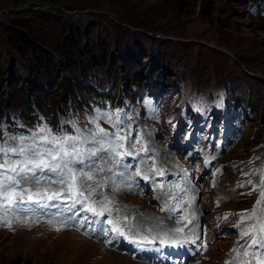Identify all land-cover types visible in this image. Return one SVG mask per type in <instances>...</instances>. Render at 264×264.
I'll return each mask as SVG.
<instances>
[{
  "label": "rangeland",
  "instance_id": "rangeland-1",
  "mask_svg": "<svg viewBox=\"0 0 264 264\" xmlns=\"http://www.w3.org/2000/svg\"><path fill=\"white\" fill-rule=\"evenodd\" d=\"M25 10L36 13L52 11L57 13L58 10L62 11L65 17L70 15V20L76 25L87 26V20L96 17L106 26L116 24L135 32L139 31L149 37L147 45L150 47L157 45L158 51L162 52L165 59L168 57L167 53H172L171 59L169 57L168 61L164 59L166 67L172 68L171 76L178 78L186 73L187 82H194L200 76L206 91L215 94L212 98L214 100L219 98L218 90H221L225 83L227 85L226 80L235 82L237 87L243 85L237 96L243 115L236 126V131L227 133L226 138H221L218 131L212 142L221 153L217 163L221 165L224 177L221 178V173H218L216 180L220 182L217 186L218 200L223 205L220 203L221 207L214 205L213 198L208 194L204 198V209L208 216L222 220L228 215L226 222L235 236H229L233 240L216 243L207 258L199 264H219L224 259L225 249L228 252L232 243L239 242L242 247L243 243H240L236 236L246 225L240 223L239 210L245 209L251 203L250 199L255 194L254 179L257 163L260 161L258 158L264 154V86L259 81L264 79V0H0V25H12L15 19L24 17L22 11ZM77 12L85 16L80 19L75 15ZM126 20L137 22L146 28V32L132 27L125 22ZM114 39L113 44H115ZM169 46H171L170 50ZM147 59L145 57L144 61ZM5 69L1 66L0 98L9 100L8 90L12 89L9 78L11 66ZM56 71L57 69L53 70L54 73ZM57 78H59L56 79L58 82L52 83L51 87L59 99L63 74L61 73ZM178 85L181 86L179 80L176 85L174 83L171 86L169 93V98L172 97L174 101L171 106L175 108L184 101V95H179V87L176 88ZM248 89V94L251 92L255 97L259 96L261 101L259 106L252 110L241 98ZM187 96L189 100L191 94L187 93ZM164 110L163 119L171 114L166 121L170 124L172 120L174 121L175 115L170 108ZM94 116L96 114L85 117L83 126L90 130L94 129L95 125L89 122ZM133 123L142 128L146 138L151 141L149 145L152 148H154V138L158 133H163L166 127L164 123L158 122L163 128L160 129L155 119L141 121L134 118ZM0 126L5 129L7 124L1 121ZM129 130L130 128L125 127V134ZM36 132L37 130L34 129L33 133ZM6 133L8 136H23L28 141L33 139V133L25 135L22 132L9 130H6ZM7 143L14 144V141L7 140ZM221 145L224 147L222 148ZM80 160L81 158L78 157L77 162H73L70 166L80 170L77 166ZM49 179L51 177L45 178L47 181ZM84 183L81 190L87 189L90 185L88 181ZM45 188L50 187L46 185ZM85 193L88 192L85 190ZM97 194L98 190L95 189L93 196L96 197ZM70 207L73 208L74 205L70 204ZM0 215L3 216L2 212ZM58 216L62 219V215ZM231 216L234 219H231ZM10 218L15 220L13 212ZM13 224L14 227L0 224V264H129L131 261L127 256L122 257L115 252L117 251L115 249L107 250L98 244H92L91 248L88 245L91 243L74 230H64L69 232L59 234L61 232L47 228L46 223L20 228L16 222ZM238 224L239 227H236Z\"/></svg>",
  "mask_w": 264,
  "mask_h": 264
},
{
  "label": "trees",
  "instance_id": "trees-1",
  "mask_svg": "<svg viewBox=\"0 0 264 264\" xmlns=\"http://www.w3.org/2000/svg\"><path fill=\"white\" fill-rule=\"evenodd\" d=\"M56 11L58 14L25 10L24 17L15 19L12 25H0V69L11 66L12 82L10 99L0 98V120L6 116L9 123L15 122L9 113L16 112L14 116L21 124L13 129L15 132H26V126H42L60 134L65 129L62 117L83 120L105 110L113 116L116 110L129 106L148 107L169 96L171 86L178 80L183 85L188 83V93L198 102L201 95L213 96L204 88L200 76L194 82H187L186 73L178 78L171 76L172 68L168 69L165 62L172 53H167L165 59L157 45L148 46L149 37L139 31L116 24L106 26L96 17L88 18L87 26H80L70 20V15L66 19L62 11ZM75 15L85 16L81 12ZM125 22L146 30L137 22ZM145 57L148 59L144 61ZM61 73L64 78L58 99L51 85L58 82ZM259 81L264 86V79ZM226 82L221 92L225 110L231 114L241 110L237 96L243 85L237 87L230 79ZM248 91L241 98L252 110L261 101ZM235 120L234 117L231 123ZM66 129L71 131L70 125ZM3 132L0 127V141L4 140Z\"/></svg>",
  "mask_w": 264,
  "mask_h": 264
},
{
  "label": "snow or ice",
  "instance_id": "snow-or-ice-1",
  "mask_svg": "<svg viewBox=\"0 0 264 264\" xmlns=\"http://www.w3.org/2000/svg\"><path fill=\"white\" fill-rule=\"evenodd\" d=\"M98 121L116 126L117 130L111 134L107 133L99 126ZM89 122L94 124L95 128L89 131L87 139L96 147L89 151L88 155L95 157L98 151L107 152L109 155L114 154L116 157L126 154L119 151L124 146V136L119 130L120 121L118 119L114 120L110 113H97ZM3 135L6 139L4 142H0V212L5 213V215L0 216V224L11 227L14 222L25 223L26 221L20 220L18 215L15 216V220H9L6 213H16L19 205L24 204L26 201L33 202L35 198V202L39 203L41 198L52 200L54 196L60 197L62 194L60 191L49 195L47 190H43L42 195L40 189L32 191L28 187L32 183L40 185L49 173L56 177L51 179L50 183L62 185L73 205L81 204L84 206V211L91 212L96 216L103 214L101 210L94 206V201L88 203L91 196L95 194V187L103 186L94 179L92 169L83 171L70 166L73 162H77V158L81 156L79 148L76 146L81 141L80 137L58 136L42 126L38 127V131L32 134L33 139L31 141L26 140L23 136H8L6 132H3ZM7 140L14 141V144H8ZM138 142H133L130 147H134L135 143ZM49 145L51 147H45ZM69 145H71V150L67 147ZM78 162H82V160ZM100 171L102 172L103 169ZM157 172L162 174V170L157 169ZM136 175H140V173L137 172ZM260 175L262 177L260 199L256 201V207L251 214L242 215L240 221V223H244L245 220L255 222L252 227L245 228L239 233L241 238L249 237L248 241L242 245L241 252L243 258L250 257V259H242L238 255V264H264V252L259 251L264 249V208L260 207L264 204V169L260 170ZM85 181L93 182L85 189L88 192L87 196L84 194L85 190H81V185ZM213 184H215V181H213ZM238 186L243 187V185ZM175 187L179 189V185H175ZM184 202L188 203L190 208L192 207V204L188 201ZM42 207H46V205H42ZM73 215H76V213ZM185 218H187V210H185ZM194 219L195 215L193 214L192 220ZM192 220H188V224H191ZM48 223L51 224L52 222L48 221ZM177 223H180V221H177ZM109 224H113V222L110 220ZM65 226H67L66 221L62 222L56 230L60 231ZM236 227H239V224ZM111 231L120 236L125 235L124 231L115 224H113ZM170 232L171 234L164 233L160 236L161 244L176 246L182 243L183 227H177L170 230ZM126 239L130 243L152 244L155 242L154 238L149 239L147 236H143L138 240L128 237ZM249 249L252 251H249Z\"/></svg>",
  "mask_w": 264,
  "mask_h": 264
},
{
  "label": "bare ground",
  "instance_id": "bare-ground-1",
  "mask_svg": "<svg viewBox=\"0 0 264 264\" xmlns=\"http://www.w3.org/2000/svg\"><path fill=\"white\" fill-rule=\"evenodd\" d=\"M69 231H64V232H61V233H59V234H64V233H68ZM90 241H88V243H89ZM91 244H88L91 248H92V242H90ZM108 250V249H107ZM110 254V253H109ZM110 255H113V254H110ZM122 257H123V255H122ZM120 259V258H119ZM129 264H133V262H131L130 261V263ZM135 264V263H134Z\"/></svg>",
  "mask_w": 264,
  "mask_h": 264
}]
</instances>
